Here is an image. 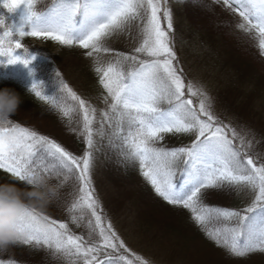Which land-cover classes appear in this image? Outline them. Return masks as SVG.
I'll list each match as a JSON object with an SVG mask.
<instances>
[{
  "label": "snow or ice",
  "instance_id": "1",
  "mask_svg": "<svg viewBox=\"0 0 264 264\" xmlns=\"http://www.w3.org/2000/svg\"><path fill=\"white\" fill-rule=\"evenodd\" d=\"M39 2L0 0V7L9 13L21 6L24 10L20 26L6 24L0 14V63L27 66L30 60L16 54L21 48L27 52L22 43L26 37L85 49L88 57L96 56L94 71L106 93L107 110L96 128V108L73 91L59 72L62 96L45 95L41 83L31 84L30 92L68 118L69 126L74 113L81 117L78 128L70 127L86 145L80 156L12 120L0 121V170L20 182L45 175L58 181V189L74 179L78 188L64 207L70 223L86 229V235L76 234L68 222L26 208L15 221V227L26 233L20 245L44 249L64 264H149L131 253L106 221L93 187L95 137L108 135L109 144L119 149L124 161L138 164L155 193L169 205L190 210L217 245L237 258L264 253V159L252 154L251 141L214 115L206 92L186 82L173 46L168 0H53L46 12L38 10ZM222 4L240 18L237 29L258 37L264 54V0H222ZM137 21L142 40L131 53L106 45L110 37ZM101 53L113 54L114 59L102 63ZM166 134H194L195 138L186 146L169 149L158 146ZM224 188L248 190L253 199L239 210L204 204L208 191ZM56 198L61 199L59 191Z\"/></svg>",
  "mask_w": 264,
  "mask_h": 264
},
{
  "label": "rangeland",
  "instance_id": "2",
  "mask_svg": "<svg viewBox=\"0 0 264 264\" xmlns=\"http://www.w3.org/2000/svg\"><path fill=\"white\" fill-rule=\"evenodd\" d=\"M49 1L51 0H40L37 6L38 9ZM211 2V4L214 3L219 6L222 9L221 11L224 12L216 10L213 5L206 2L199 9L196 8L193 12L188 10L186 13L187 9L181 7H184V4L168 0V6L173 13L174 33L176 28L182 30L179 25L187 28L190 27L191 22L194 26L196 25L195 27L204 28L205 30L201 33L203 46L200 40L195 39V42H191V40L184 41L183 35L173 34V38L179 40L177 45L173 42L178 58V66L183 69L186 82H192L197 88L207 93L211 109L219 120L244 135L247 140L252 142L253 148L260 147L257 133L260 132V128L264 127V54H261L259 49L257 53H252V60H249L248 54H244L247 60L250 61L249 68L256 80L252 78V81L243 83V88H238L234 81L236 77L223 72L220 65L222 58H228L227 54L223 55L226 43L232 45L233 49L231 48V51L239 50L234 48L233 38L237 33L240 36L243 33L242 31L236 32L234 27L230 28V24L233 23L232 20L236 19L237 15L227 10L222 4V0L219 3L216 0H211ZM138 25V21L134 22L129 29L113 35L105 42L106 45L118 52L131 53L142 40ZM185 37L187 36L185 35ZM31 38L32 47L40 49L50 57L52 62H56L73 90L96 108L97 123L94 127L99 128L98 121L102 118L101 113L107 110V104L104 101L106 93L99 84L98 75L94 71L96 66L95 54L93 57H88L85 54L84 57L80 50L76 52L69 50V52L68 49L64 50L63 46L57 42ZM244 38L248 44V46L243 44L245 53L251 47L253 49L258 40L254 37L252 44H250L251 37L249 34H245ZM100 57L102 63L114 59L113 54L101 53ZM240 59L248 62L242 56ZM3 88L8 87L0 85V89ZM235 89L240 90H236L234 93ZM237 93L245 96L244 100L233 103L232 98ZM19 95L22 97V101L17 114L13 117L28 125L35 126L47 136L63 140L62 129L60 130L56 120L33 108L31 102L26 101L21 94ZM105 128L108 132L111 131L107 129V125H105ZM194 138V134H166L160 143L162 146L168 145L170 148H176L177 146L190 144ZM108 139V135L103 138L100 136L95 137L96 149L93 153L94 162L91 172L93 187L99 198L106 221L112 223L115 231L124 240L131 253L147 260L149 264H262L253 261H226V254L206 242L200 236V233L190 226L178 212L166 209L162 204L155 202L149 194L145 193L146 191L140 181H134L133 186L130 184V188L126 186L131 194L130 197L136 198V204L139 207L135 211H126L130 207L124 202L121 203L118 197L120 193L116 195L114 191L117 189H112L116 183H113L112 179H117L118 175L113 173L106 178V174L103 175L102 165L96 162L95 153L106 144ZM257 158L264 159V148ZM119 179L120 176H118ZM0 183H7V181L2 179ZM217 191L210 190L204 197L215 203L228 206L232 210L247 207L253 199V194L248 190L242 192L236 190L234 192V190L222 189ZM131 253L129 258H133ZM10 255L11 253L8 252L3 258H8ZM28 262L35 263L32 260H28Z\"/></svg>",
  "mask_w": 264,
  "mask_h": 264
},
{
  "label": "trees",
  "instance_id": "3",
  "mask_svg": "<svg viewBox=\"0 0 264 264\" xmlns=\"http://www.w3.org/2000/svg\"><path fill=\"white\" fill-rule=\"evenodd\" d=\"M174 1L179 2V4H184V7L183 6L181 7L183 9L184 8L187 9L186 13L188 10L193 12V10H195L196 8L199 9L200 6L205 4L206 2L210 4L212 3L211 0H174ZM52 3H53V0L49 1L42 8H39L38 10L45 12L48 8L51 7ZM211 5H213V8H215L216 10H220V11L222 10L219 6L215 5L214 3ZM214 11L215 10L213 9V12ZM221 12L223 13L224 11H221ZM0 14H2L6 18L5 19L6 24H15L17 26H20L22 23V18L24 16L23 6H21L20 8L16 9L15 11L11 13H9L6 9L0 7ZM239 19L240 18L237 16L236 19L232 20L233 23L230 24V28L234 27L236 32H240V30L236 28V24L239 22ZM188 21L190 22L189 19ZM179 26L182 27L181 28L182 30L180 29L178 30L176 28L175 33L173 30V34L177 33V34L183 35L182 38H185L184 41L191 40V42L192 41L195 42V39H196V40H200L201 42V39L203 38L201 33L205 31L204 28L195 27L196 25L194 26L192 22L190 23V27H187V28H185L186 26H183V25H179ZM25 30H29L28 25H25ZM185 35L187 37H185ZM193 35L196 37L193 38L194 37ZM249 36L251 37L250 44H252L251 42L255 36L254 35H249ZM234 37H235L233 38L234 44H235L234 48H238L239 50L231 51L232 45L227 44L225 42L226 46L224 48L225 52L223 53V55L227 54L228 58H225V59L222 58L220 67L222 68L223 72L227 73L228 75L230 74L233 77H236L234 79L235 85L238 88H243L242 86L244 85L243 84L244 82H250L252 81V78L255 77L254 74L250 71V68H249L250 61L249 60L251 59L252 53H257L259 51V46H258V43L254 44V47L252 49V47L249 45V47H251L252 50L251 49L249 51L247 50L248 52L244 53L245 49L243 48V44H246L248 46L247 40L244 38L245 33H243V35L241 36L240 34L237 33V35H235ZM255 38L258 40V37H255ZM30 39L31 37H26L22 41V43L27 48V52L25 53L24 48H21L17 50V53H16L17 55H21L25 59H29L30 63L27 66L21 63H17L16 65H6L5 63H0V85L13 89L15 92L25 97L26 101L31 102L33 105L32 106L33 108L37 109L41 113H45L53 117L56 120V123L58 127L60 128V130L62 129L64 138L63 140H59L53 136H47L43 134L42 132H40L39 129H37L35 126L28 125L22 121H19L13 116L11 117V120L19 124L22 127H27L31 130L38 132L41 135H45L49 137L50 139L55 140L57 143L61 144V146H63L66 150L72 152L74 155L80 156L82 155L84 149L86 148V145L83 143L82 138H78L76 133L70 131V127L78 128L79 125L77 124V121L80 120L81 117L78 114L74 113L72 116V123L69 126L68 118L62 117L58 111L52 109L51 106L48 105L47 103L38 100L35 97V95L30 92L31 84L35 81V82L41 83L43 92L45 95H52V96H57V97L62 96L63 94L60 91L58 79L56 77L57 72L60 73V76L64 80V82L67 83L69 87H71V85L64 78L63 72H61V70L58 68V64H56V62H52V60H50V57L44 52H42L40 49L32 47L30 43ZM173 42H175L177 45L179 40L178 39L175 40L173 38ZM203 45L204 43L202 44V46ZM63 49L64 50L68 49V51L73 50L75 52L80 50L83 56L85 55V51H86L85 49H81L76 46L74 47L63 46ZM244 54L246 55L248 54L249 60H247ZM241 56L244 59L246 58L245 60H247L248 62L244 61L243 59H240ZM0 59H3V58H0ZM254 80H256V78H254ZM236 90H240V89H235L233 92L235 93ZM244 97L245 96L240 95L238 93L235 94V96L232 98L233 103H236V101L238 100H240V102L243 101ZM67 103L71 104L72 102L69 99L67 100ZM257 134L260 140V147L259 146H256V148L252 147V154L258 157V154H261L264 148V127L260 128V132ZM158 146H162L160 142ZM163 147L171 149L168 145L163 146ZM95 158H96V162L102 165V170L104 173L103 175L106 174V178L108 176H111L113 173H116L118 176H120L119 180H118V176H117V179H112V181H114L113 183L116 182L114 184L115 186L113 185L112 189L113 190L114 188L117 189L118 191L115 190L114 192L116 195L120 193L118 197H119V200H121V203L124 202L126 203V205L130 207L126 211H132V210L135 211V210H138L139 208L136 204V200H135L136 198L130 197L131 194L129 193L128 188H130V184L133 186L134 181H140V183L143 186V189L146 191L145 193L149 194V196L152 197L155 202L162 204V206H164L166 209L168 208V209L178 212L183 218H185V220L188 222L190 226H192L198 233H200V236H202L206 242L211 244L212 247L216 248L220 252H223L224 254H226V261L227 260L228 262L229 261H233V262L234 261L236 262L253 261V262H260L264 264V253L255 252V253L249 254L248 256L244 258H237L233 256L232 254H230L228 250L225 249L224 247L217 245V243L214 240L210 239L207 236L205 230L193 220L192 213L190 212V210L185 209L181 206L169 205L166 201H164L161 197H159L155 193L151 185L140 174L138 164L124 161L123 158L119 154V149L114 148L109 144V139L106 142V144L101 149L99 148V150L95 153ZM13 178L14 177H12L10 173H5L3 170H0V180L3 179V180H6L7 182H14L20 188L26 187L24 182H20L16 180V178L15 179ZM180 180H181V177L178 173L177 182L179 183ZM51 182L54 184L58 183L56 179H52ZM126 186H128V188ZM77 188H78V184L74 179H70L68 182H66L65 185L61 189H59L61 199L58 200L57 198H55L53 202L50 204V206L47 208L46 214L55 220H58L61 222H68L70 227L74 230V232L76 231V234L79 233V234L86 235V229L84 227L77 228L75 225H72L70 223L68 214L66 212V208L64 207V204L66 202L67 203L71 202L73 195L75 194V191ZM224 189H227L229 191L234 190V192L236 191L235 189H230V188H224ZM219 190H222V189H219ZM215 192H218V191L215 190ZM203 202L205 205L209 207H220V208L229 209L228 206L215 203L210 199H206L205 197L203 199ZM8 252L11 253L10 257L3 258V256H5V254ZM28 260H32V262L35 261V263H30L28 262ZM0 262H3V264H12V262H14V264H64L62 260H58L54 258L50 252L44 249L33 248L32 246H29V245H14V246L8 247L7 249L0 250Z\"/></svg>",
  "mask_w": 264,
  "mask_h": 264
},
{
  "label": "clouds",
  "instance_id": "4",
  "mask_svg": "<svg viewBox=\"0 0 264 264\" xmlns=\"http://www.w3.org/2000/svg\"><path fill=\"white\" fill-rule=\"evenodd\" d=\"M22 97L13 89H0V121L11 120L18 112ZM15 179V178H13ZM20 188L14 182L0 183V250L20 245L26 233L15 227L26 208L46 213L58 194V187L45 175L28 177Z\"/></svg>",
  "mask_w": 264,
  "mask_h": 264
}]
</instances>
